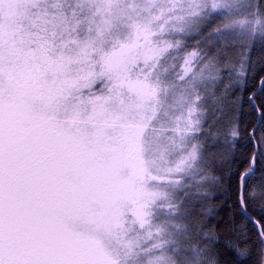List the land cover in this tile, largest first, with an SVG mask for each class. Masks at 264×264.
<instances>
[{
    "label": "snow or ice",
    "instance_id": "snow-or-ice-1",
    "mask_svg": "<svg viewBox=\"0 0 264 264\" xmlns=\"http://www.w3.org/2000/svg\"><path fill=\"white\" fill-rule=\"evenodd\" d=\"M251 7L0 0V264H221L207 245L153 223L173 209L180 183L173 177L199 152L197 83L193 77L177 99L175 83L162 79L169 50L181 46L164 36L198 30L213 12L230 21L225 28L255 23L264 33L259 6L250 14L261 19H231ZM198 55L184 59L179 80ZM174 104L187 105L186 114L175 115ZM246 198L264 201V190L241 187L245 212ZM261 212L264 220V204ZM261 220H253L257 264H264Z\"/></svg>",
    "mask_w": 264,
    "mask_h": 264
},
{
    "label": "trees",
    "instance_id": "trees-1",
    "mask_svg": "<svg viewBox=\"0 0 264 264\" xmlns=\"http://www.w3.org/2000/svg\"><path fill=\"white\" fill-rule=\"evenodd\" d=\"M249 4L253 6L251 8L259 6L260 11L264 12V5L260 4V0H251ZM250 11V8L241 10L240 14L232 18L245 20ZM257 18L261 19L260 16ZM256 25L257 30L244 28L250 35L244 32L241 35L240 27H219L217 29H220V33L214 32L217 37H213L212 45L203 36L198 43L186 42L184 49L187 52L182 54L184 56L192 53L188 50L194 48L200 55L194 60L192 69L197 65V68L203 65L204 71L206 65L203 62H208L211 54L229 52L231 55L230 62L219 72L215 93L212 95L209 93L211 79L200 94L202 108L205 107L207 111L206 115L202 116L203 125L198 137L207 184H201L203 186L199 189L194 188L193 182L189 185L193 188L188 191L184 204L180 206V213L183 216L177 219V221L182 219L184 225L187 222L184 231L186 240L193 246L207 245L215 253H219L221 264H257L258 260L256 255L258 235L253 220H261V204H264V201L258 199L255 203H248L246 198L248 216L244 213L239 200L240 177L248 169H252L255 151L254 142L250 137L252 131L259 152L256 157V169L243 180V187L245 191L251 187L257 193L264 190V33L261 34L260 26ZM200 28L201 26L193 32L186 29L184 33H166L164 39L181 42L186 36L194 35L193 33L201 34ZM207 31L208 29L205 30ZM205 32L202 31V34ZM227 33L240 40L224 39L222 36ZM218 42V46L209 48ZM175 51L178 50H169L171 58L164 64L168 72L162 79H167L168 75L173 79L178 73L176 79L178 82L179 68L170 66L172 61L179 59V56H172ZM205 55L206 59H201ZM262 79V88L257 92ZM253 94V100L263 116L260 125L255 129L260 115L250 101ZM233 132L236 135H233ZM197 178H200V175L195 179ZM261 223H264V220H261ZM196 233L200 234L198 239ZM188 235L191 238L195 236L193 241H190ZM246 251H250V255H240Z\"/></svg>",
    "mask_w": 264,
    "mask_h": 264
},
{
    "label": "rangeland",
    "instance_id": "rangeland-1",
    "mask_svg": "<svg viewBox=\"0 0 264 264\" xmlns=\"http://www.w3.org/2000/svg\"><path fill=\"white\" fill-rule=\"evenodd\" d=\"M250 1L251 0H239L240 3H245V4H249ZM250 9H251V11L248 13V17H247L248 19L247 18H245V19H247V20L258 19L257 18L258 16L252 15V14H254L256 12V8H250ZM217 11H219V10H217ZM250 13H252V14H250ZM239 20H244V19H240L239 18ZM229 22L230 21L228 19H225L224 17L217 16V12H213L210 17L204 19V21L200 24V26H201V28H200L201 29V34H202V31L205 32L206 29H208V31L205 32V34H202V35L200 33L199 34L193 33L194 35L186 36L185 38H183L181 40L180 48L176 49L178 51H175L173 53V55H172L173 57L179 56L178 57L179 59H178V61H172L170 66L171 67H175V68L176 67L179 68V71H180L179 76L184 75V69H185L184 59L187 58L188 54H189V53H187L184 56L182 55L183 53L187 52L184 49L186 42H190V43H193V44L194 43H198L199 40L200 41L202 40L201 37L204 36L205 40L212 45L213 44L212 40L214 39L213 37H217L215 35V33H214L216 31H214V30L219 28V27H224V25L226 23H229ZM251 29H256L257 30V25L254 23ZM187 30H189V29H187ZM243 30L242 31L244 33H248V35H250V32L248 30H246V29H243ZM193 31L194 30H191V32H193ZM261 34H263V33H261ZM231 35L232 34L227 33V34H225L222 37L224 39H227V40H233V41L240 40V38H236L235 36H233V35L231 36ZM215 40H218V39H215ZM241 40H242V38H241ZM184 41H185V43H182ZM216 45L218 46L219 42L217 44L209 47V48H212V47H214ZM171 50H173V49H171ZM188 51L189 52H195L194 48H192V49H190ZM230 57H231V55L229 54V52H223L222 54H219V53L215 52L214 54H211L209 56V58H208V62H203L206 65L205 71L202 69L203 65H200L198 68H197V66H198L197 65L194 69H192L194 60L197 57L193 58L192 59V63H191V71L188 73L187 76L184 77L183 81L180 80V81L176 82L178 73L173 79H171L170 78L171 76L168 75L167 79L171 80L176 85L175 97L177 99H179V97L181 95V92H183L187 88L188 82L190 80H192L193 77H195V81L197 83V88L195 89V93L196 94H198L200 96V94L203 93L207 82H209L208 80H211V79H212L211 80L212 82H211V85H210L211 90H209V93L211 92V95L213 93H215V90H216V87H217V80H218V77H219V72H220V70H222L223 66H227V64L230 62ZM203 59H206V55L203 56ZM168 61L169 60L167 59L166 62H164V64H167ZM225 63H226V65H225ZM174 73H176V72H174ZM172 74H173V72H172ZM194 98H195L194 95L187 97L189 102L194 100ZM170 102H172V101H170ZM208 103H209V100H208ZM194 107L196 109V113L194 115V119H198L199 122H200V130H199V132L196 133L197 139L193 141V143L197 144L198 149H199L197 162L193 165V167L191 169L187 170L185 173L178 174V175L173 177V179H176V180L180 181V183L175 186L174 191H173L172 196H171V200H170V202L174 205V207H173V209H168L167 207H165L162 210L163 214L160 215V218L158 220H154L153 221L154 224H157V225L163 227L167 234H173V233H176V232H181V233H183V237L185 239H186V236H185L186 234H184V231H185V228L187 226V222H185V225H184V221L182 219H181V221L179 219L178 220L179 222L177 221L178 217L180 218V217L183 216V215L181 216V213H180L181 212V207L180 206H182V204H184L185 197H186V195H188V191H190L193 188V186H191V187L189 186L190 184H192V182L195 183V186H194L195 189H199V188H201V186L207 184V181L205 180L206 179V175H205V171L206 170L204 169V164H203V162L201 160V155H200L201 154V151H200L201 146L199 144L200 141H198V137L200 136V131H201V128H202V125H203L202 124L203 123V117L202 116L203 115L205 116L207 111H206L205 107L202 108V98H201L200 101L196 102ZM172 111L177 116H180L182 113L186 114L187 105L181 107V106H178V105L174 104L173 108H172ZM176 158L178 159V157H176ZM199 175H200V178L195 179ZM194 179H195V181H193ZM201 184H203V185H201ZM194 191H196V190H194ZM176 192H177V194H175ZM181 199L183 200V203H182ZM195 236L198 239L200 237V234L196 233ZM195 236H193V238ZM165 238H168V236H166ZM171 238L175 239L176 237H175V235H171ZM188 238L190 239V241H193V238H191L190 235H188ZM168 254L171 255V253H168Z\"/></svg>",
    "mask_w": 264,
    "mask_h": 264
},
{
    "label": "water",
    "instance_id": "water-1",
    "mask_svg": "<svg viewBox=\"0 0 264 264\" xmlns=\"http://www.w3.org/2000/svg\"><path fill=\"white\" fill-rule=\"evenodd\" d=\"M262 85H263V79L261 80V86H260V88L257 90V92L261 90ZM257 92H255V93H257ZM255 93H254V94H255ZM254 94L251 95V97H250V101H251V103L254 105V107L256 108V110L258 111V113H259V115H260L259 121L257 122L256 126L254 127V129H255V128H257V127L260 125L263 116H262V113H261L260 109L257 107V105L255 104V102H254V100H253ZM250 137H251V139L253 140L254 145H255V151H254V154H253V157H252V169H251V173H252V172H254L255 169H256V157H257L258 152H259V147H258V144H257L255 138H254L253 131L250 133ZM242 186H243V182L241 181V187H242ZM243 211H244V213H245L246 215H248L247 212H245L244 209H243ZM248 216H249V215H248Z\"/></svg>",
    "mask_w": 264,
    "mask_h": 264
}]
</instances>
